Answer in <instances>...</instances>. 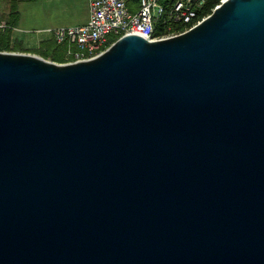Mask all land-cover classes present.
<instances>
[{"label": "water", "instance_id": "water-1", "mask_svg": "<svg viewBox=\"0 0 264 264\" xmlns=\"http://www.w3.org/2000/svg\"><path fill=\"white\" fill-rule=\"evenodd\" d=\"M0 264H264V0L91 59L0 51Z\"/></svg>", "mask_w": 264, "mask_h": 264}, {"label": "built area", "instance_id": "built-area-1", "mask_svg": "<svg viewBox=\"0 0 264 264\" xmlns=\"http://www.w3.org/2000/svg\"><path fill=\"white\" fill-rule=\"evenodd\" d=\"M169 0H138V9L132 10L129 0H88L90 18L84 24L48 28L59 43L68 41L69 61L94 58L103 53L113 42V36L139 34L149 39L165 38L175 34L155 36L156 20L167 11ZM208 0H171L169 20L186 25L185 30L195 26L205 17L200 11ZM7 24L0 23L1 29ZM18 30V27L15 28ZM180 32V33H182Z\"/></svg>", "mask_w": 264, "mask_h": 264}, {"label": "rangeland", "instance_id": "rangeland-1", "mask_svg": "<svg viewBox=\"0 0 264 264\" xmlns=\"http://www.w3.org/2000/svg\"><path fill=\"white\" fill-rule=\"evenodd\" d=\"M21 20L15 36L22 39L27 48H36L43 39L51 37L45 30L73 26L85 21L87 0H33L23 1L19 6ZM8 13V0H0V23ZM32 53L33 52H26Z\"/></svg>", "mask_w": 264, "mask_h": 264}, {"label": "trees", "instance_id": "trees-1", "mask_svg": "<svg viewBox=\"0 0 264 264\" xmlns=\"http://www.w3.org/2000/svg\"><path fill=\"white\" fill-rule=\"evenodd\" d=\"M23 1L33 0H8V13L4 17L7 27L1 29L0 31V51L33 52L59 63L68 62L70 58L68 55V49L70 47L68 41L59 43L54 37L51 36L43 39L38 47L30 49L24 46L22 39H19L15 36V28L19 26L21 20L19 6ZM221 2L222 0H208L201 9L200 16H208ZM129 5L132 10L136 11L138 9V0H129ZM170 10L171 0L167 2V11L163 17L156 20L154 33L155 36L159 37L180 33L185 30L186 25L169 20ZM117 38L118 37L113 36L111 42L116 41Z\"/></svg>", "mask_w": 264, "mask_h": 264}, {"label": "crops", "instance_id": "crops-1", "mask_svg": "<svg viewBox=\"0 0 264 264\" xmlns=\"http://www.w3.org/2000/svg\"><path fill=\"white\" fill-rule=\"evenodd\" d=\"M87 8H88V12H87V16H86L85 21L82 22V23H78V24H84V23H86V22L89 20V18H90V11H89V3H88V0H87ZM78 24H76V25H78Z\"/></svg>", "mask_w": 264, "mask_h": 264}]
</instances>
